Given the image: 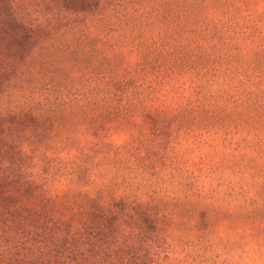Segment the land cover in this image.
Listing matches in <instances>:
<instances>
[{
	"label": "rangeland",
	"instance_id": "obj_1",
	"mask_svg": "<svg viewBox=\"0 0 264 264\" xmlns=\"http://www.w3.org/2000/svg\"><path fill=\"white\" fill-rule=\"evenodd\" d=\"M0 264H264V0H0Z\"/></svg>",
	"mask_w": 264,
	"mask_h": 264
}]
</instances>
